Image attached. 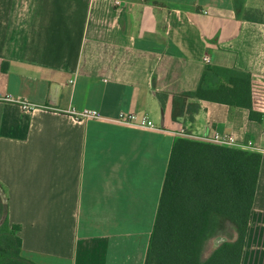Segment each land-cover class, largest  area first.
Listing matches in <instances>:
<instances>
[{
    "label": "crops",
    "instance_id": "0c3cea01",
    "mask_svg": "<svg viewBox=\"0 0 264 264\" xmlns=\"http://www.w3.org/2000/svg\"><path fill=\"white\" fill-rule=\"evenodd\" d=\"M207 66L250 75L261 122L197 99L192 120L172 119V97L194 92ZM47 107L135 113L161 129ZM181 130L261 155L245 242L256 221L264 242V23L237 18L234 0H0V187L23 258L146 264Z\"/></svg>",
    "mask_w": 264,
    "mask_h": 264
},
{
    "label": "trees",
    "instance_id": "16d2710c",
    "mask_svg": "<svg viewBox=\"0 0 264 264\" xmlns=\"http://www.w3.org/2000/svg\"><path fill=\"white\" fill-rule=\"evenodd\" d=\"M236 17L246 11L234 0ZM250 75L241 70L205 67L194 92L172 97V119L189 120L197 99L245 108L261 122L252 103ZM161 106L165 96H157ZM186 103V102H185ZM261 155L178 138L173 146L146 264H241L257 185ZM18 226L9 227L0 204V264H35L20 255ZM222 238L208 254V242ZM205 248V249H204Z\"/></svg>",
    "mask_w": 264,
    "mask_h": 264
},
{
    "label": "built area",
    "instance_id": "2783aa9c",
    "mask_svg": "<svg viewBox=\"0 0 264 264\" xmlns=\"http://www.w3.org/2000/svg\"><path fill=\"white\" fill-rule=\"evenodd\" d=\"M19 103L24 110L28 111H34L38 107L23 101H20ZM46 109L63 113L75 122H83L86 120H101L108 121L119 126L132 127L142 130L160 131L161 129L160 127L156 126L147 116H139L135 113L120 112L116 117L107 119L103 117L100 112L89 109L77 110L73 107L67 108L66 110H58L51 107H47ZM177 137L227 148L232 147V145L234 144V140L231 136L220 135L216 132L207 136H198L181 130L178 132Z\"/></svg>",
    "mask_w": 264,
    "mask_h": 264
},
{
    "label": "rangeland",
    "instance_id": "374dc122",
    "mask_svg": "<svg viewBox=\"0 0 264 264\" xmlns=\"http://www.w3.org/2000/svg\"><path fill=\"white\" fill-rule=\"evenodd\" d=\"M258 4L252 5L249 8H246V11H243L241 17H249L251 19L255 20H264V0H256ZM184 104H188L187 101H181ZM186 102V103H185ZM0 204H5V197H4V191L0 187ZM259 222H255L250 227V234L251 238L250 241L246 243L245 246V254L243 257L242 264H264V242H260L259 239L262 234H259V232H262L259 229ZM222 241V238L214 239L211 242H208L205 246L206 249L204 250V254H208L212 249L215 248L216 245H218ZM33 262V261H32ZM35 263V262H33ZM36 264V263H35Z\"/></svg>",
    "mask_w": 264,
    "mask_h": 264
}]
</instances>
